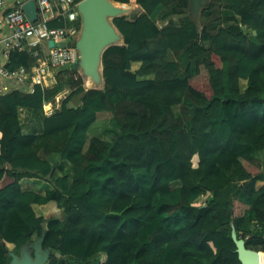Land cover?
<instances>
[{"label":"trees","instance_id":"16d2710c","mask_svg":"<svg viewBox=\"0 0 264 264\" xmlns=\"http://www.w3.org/2000/svg\"><path fill=\"white\" fill-rule=\"evenodd\" d=\"M111 1L141 12L112 21L124 44L103 55V89L73 71L0 100V264L43 234L46 264H242L238 219L264 258V0H210L201 28L189 0ZM37 63L25 50L10 66ZM62 93L25 134L19 109Z\"/></svg>","mask_w":264,"mask_h":264},{"label":"built area","instance_id":"2783aa9c","mask_svg":"<svg viewBox=\"0 0 264 264\" xmlns=\"http://www.w3.org/2000/svg\"><path fill=\"white\" fill-rule=\"evenodd\" d=\"M28 1L31 0H0V100L16 90L33 92L36 85L52 87L59 75L57 68L79 61L76 49L60 45L75 42L80 37V0H33L38 13L35 22L23 10ZM54 1L61 8L58 16L53 15ZM55 20L63 21L64 26L50 27ZM51 41L55 43L53 47L49 45ZM25 50H32L38 63L31 69L10 66L12 54ZM65 94L57 96L54 102L45 103L51 107L47 115L61 108ZM260 227L257 224V228Z\"/></svg>","mask_w":264,"mask_h":264},{"label":"water","instance_id":"95a60500","mask_svg":"<svg viewBox=\"0 0 264 264\" xmlns=\"http://www.w3.org/2000/svg\"><path fill=\"white\" fill-rule=\"evenodd\" d=\"M210 0H189V14L194 23L200 26V16L203 9L209 4ZM115 2L111 0H80L78 11L80 13L82 28L81 34L77 41L72 43H62L61 47L74 48L78 51L79 61L77 64L59 67L56 69L57 74L78 71L85 79L91 80L97 85V89L105 85L103 75V55L105 51L112 46H119L124 42V38L117 30L110 19L125 16L128 9L123 10L117 8ZM27 17L35 22L38 17L35 1H28L24 6ZM119 39L121 42H119ZM51 47L55 45L54 41L49 43ZM74 107L78 108L81 105L79 96L73 97ZM233 237L238 247L239 258L242 264H260L259 252L248 250L245 247V242L238 239L234 230ZM45 234L34 241L27 244L34 249V257L27 256L26 247H22L23 257H19L14 252H11V261L9 264H46L50 258V250L44 249Z\"/></svg>","mask_w":264,"mask_h":264},{"label":"crops","instance_id":"0c3cea01","mask_svg":"<svg viewBox=\"0 0 264 264\" xmlns=\"http://www.w3.org/2000/svg\"><path fill=\"white\" fill-rule=\"evenodd\" d=\"M54 4L55 5L53 7V15L54 16H58V14L61 11V8L58 6V3L56 1H54ZM134 5H135V7L137 9L139 8L140 12H141V8L137 4H134ZM140 12H139V14H140ZM123 44H124V42L121 43L120 45H123ZM245 88H246V82L242 81L241 82V89L244 90ZM50 108L51 107H50L49 104L45 105L46 111H49ZM19 110L27 111V115H25L23 117L20 115V120H21L22 126H23V132L25 134H40V133H42V125L41 126L39 125L40 117L41 116H50V115H47L46 112L44 111V109H43L42 112L41 111L26 110V108L25 109L21 108ZM23 118L27 119V123L26 124L23 122ZM257 159L260 160L261 165H262V171L264 173V152H260L258 154V156H257ZM68 166L66 165V167H64V169L62 171L63 173H70V170H69L70 166L69 167ZM62 172H57L58 176H61ZM263 184L264 183H259V186H262ZM21 187H22L23 191H33V192H37V193L42 194V195H45L48 190L52 189V187L48 183H46V182H44L42 180H39V179H28V178L23 179L21 181ZM237 198L239 200L243 201V202H246L248 204H252L251 200L248 199L242 193H239L237 195ZM204 199H206V197H202L200 203H202L204 201ZM244 221H245V219H238L235 222H233L232 226H233V228H234L236 233H237V227L240 228L241 226H243L244 225ZM259 254H261V253H259ZM261 259H262V263H263L264 258L262 257V255H261Z\"/></svg>","mask_w":264,"mask_h":264},{"label":"rangeland","instance_id":"374dc122","mask_svg":"<svg viewBox=\"0 0 264 264\" xmlns=\"http://www.w3.org/2000/svg\"><path fill=\"white\" fill-rule=\"evenodd\" d=\"M133 1V0H132ZM139 12H140V9L138 8H136L135 7V5H134V3H131V4H129V8H128V13H127V15L126 16H128L129 18H133V17H135L137 14H139ZM113 20L112 19H110V22H112ZM79 76H81L82 78H83V80H84V82H85V86H86V88H88V86H87V80L82 76V73L79 75ZM59 81V80H58ZM104 88V85L102 86V87H100V89H103ZM88 89H91V88H88ZM97 89V88H96ZM99 89V88H98ZM67 91V90H66ZM65 92V91H64ZM54 102V101H53ZM144 173V172H143ZM141 174L142 173H140V172H137V175L138 176H140V177H142L141 176ZM200 203V202H199ZM198 203V204H199ZM201 204V203H200ZM27 249H26V252H27V256H29L30 258H33L34 257V249L30 246V245H27V247H26ZM19 257H23V255H22V252H21V254L19 255ZM11 261V260H10Z\"/></svg>","mask_w":264,"mask_h":264},{"label":"bare ground","instance_id":"6f19581e","mask_svg":"<svg viewBox=\"0 0 264 264\" xmlns=\"http://www.w3.org/2000/svg\"><path fill=\"white\" fill-rule=\"evenodd\" d=\"M114 5H115L117 8H119V9H123V10H126V9L129 8V5H121V4H118V3H115ZM119 42H121L120 39H119ZM86 80H87V86H88V88H96V87H97V85L91 80V78H88V79H86ZM99 87H101V86H99ZM44 111H45L46 114H47L48 111H46L45 107H44ZM259 258H260V264H262L261 254H259ZM246 264H248V263H246Z\"/></svg>","mask_w":264,"mask_h":264}]
</instances>
